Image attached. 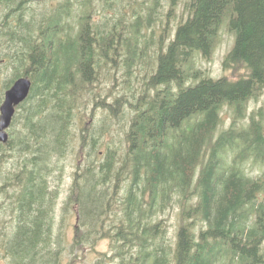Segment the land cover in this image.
Instances as JSON below:
<instances>
[{
    "label": "trees",
    "instance_id": "obj_1",
    "mask_svg": "<svg viewBox=\"0 0 264 264\" xmlns=\"http://www.w3.org/2000/svg\"><path fill=\"white\" fill-rule=\"evenodd\" d=\"M73 2L64 1L46 17L32 13L27 19L31 10L21 7V0H0V73L13 70L7 82H0V108L17 79L28 76L33 82L12 122L20 117L22 129L0 143V166L15 157L0 174V201L9 209L0 208L13 213L15 225L10 235L0 232L8 238L0 251L8 263L60 262L62 249L54 240L59 190L52 177L57 170L62 174V158L75 150L77 165L86 156L64 206L67 216L76 208L80 224L73 249L80 250L85 237L90 240L83 227L93 241H111L117 264H218L226 259L228 264H264V200H259L264 181L249 177L242 163L247 155L264 163L262 117L251 116L247 129L218 135L225 107L242 120L248 102L264 89V0H191L190 17L161 50L151 79L152 88H168L143 108L134 105L124 152L108 146L101 160L100 137L76 138L73 132L81 119L78 93L96 74L99 49L117 51L121 33L116 26L105 32L92 25L85 13L91 0H76L82 14L78 32L61 39L62 15L72 16ZM228 13L236 40L224 67L242 68L245 77L190 84L187 67L198 53L211 56ZM19 109H24L22 117ZM237 143L241 151L223 169L222 153ZM175 207L178 227L170 241L164 218Z\"/></svg>",
    "mask_w": 264,
    "mask_h": 264
},
{
    "label": "rangeland",
    "instance_id": "obj_2",
    "mask_svg": "<svg viewBox=\"0 0 264 264\" xmlns=\"http://www.w3.org/2000/svg\"><path fill=\"white\" fill-rule=\"evenodd\" d=\"M64 1L66 0H44L42 2L21 0V7L24 6L31 10L26 14L27 19L32 13L43 18L49 13H54V10L59 8ZM72 1H74L71 7L72 16L62 15L64 26L61 33L59 32L61 39H67L69 35L75 37L78 32V19L82 14L79 7L76 6V0ZM190 2L191 0H91L90 9L85 11L91 17V24L103 26L105 32L116 26L121 33L116 42L117 51L113 47L105 52H101L99 49L96 74H92L90 83L83 84L85 88L82 87V92L78 93V100H81L79 102L81 119L77 118L73 132L76 133V138L81 134L86 135L90 140L92 137H100L102 145L98 148V152L101 154L98 160L102 159L108 146L119 148V154L124 152L131 117L135 113L134 105L139 104L143 108L154 97H157L158 92L168 88V86L152 88L151 79L157 70L161 50L167 48L170 41L174 39L178 27L190 17L188 11ZM2 14L3 9L0 7V21ZM232 17L231 13L226 14L211 56L204 57L198 53L187 67L191 76L190 84L195 85L205 78L238 80L245 77L246 71L242 68L230 70L224 67L226 58L231 53L236 40V35L230 28L229 19ZM134 24L135 26L132 27ZM12 72L13 70L9 69L0 73L2 76L0 82L2 80L7 82L11 78ZM25 72L26 70H23V75ZM170 88L174 93L178 91L176 83L172 84ZM117 103L120 105L117 106ZM116 109H119V112L115 115L113 112ZM23 112L24 109H19L18 115L22 117ZM260 115L264 132V89L261 95L248 102L245 118L242 120H236L233 109L225 107L221 114L218 135L231 128L239 131L247 129L250 117L255 116L260 119ZM19 119L20 117L8 130L10 139L22 129ZM239 151L241 149L237 143L222 153L223 169H227L233 164ZM85 156L86 154L82 156V164L77 165L79 158L76 151L70 150L61 160L62 174L57 170L52 177L55 180L54 187L59 190V199L54 212V240L56 247L59 246L62 252L60 262L57 264H117V260L112 254L114 252L111 241L108 238L94 239L95 241H93L91 234L87 232L88 228L81 226L83 229L81 232L83 235H88L90 240L85 237L86 241L81 245V249H73L75 232L80 224L76 208H72L67 216L64 213V206L70 197L75 180L74 175L78 172L79 166H85ZM11 159L12 161L10 160L7 165L0 166V174L1 170L6 169L4 166H10L15 157ZM242 163L243 169L249 177L260 178L264 181V163L257 162L251 155H247ZM61 178L62 180L58 182V179ZM12 191L14 188L10 190V193ZM120 196H122L121 192L118 197L114 198V201L120 199ZM2 198L0 195V200ZM259 200H264L263 194L259 196ZM0 203V206H6L1 201ZM167 211L164 219L168 230V239L171 241L175 239L178 227V207L169 208ZM12 217L9 210L0 213L1 226L4 225V221L8 223L7 228L9 229L6 228L8 235L14 228ZM4 238L0 236V247ZM1 249L2 247L0 251H2ZM3 257V253L0 252V264H7L8 261ZM218 264H228L227 259L225 263Z\"/></svg>",
    "mask_w": 264,
    "mask_h": 264
},
{
    "label": "water",
    "instance_id": "obj_3",
    "mask_svg": "<svg viewBox=\"0 0 264 264\" xmlns=\"http://www.w3.org/2000/svg\"><path fill=\"white\" fill-rule=\"evenodd\" d=\"M34 1L42 2L44 0ZM32 87V80L26 76L17 79L5 92L4 102L0 108V143H8L10 138L8 130L12 125L18 107L29 98Z\"/></svg>",
    "mask_w": 264,
    "mask_h": 264
},
{
    "label": "bare ground",
    "instance_id": "obj_4",
    "mask_svg": "<svg viewBox=\"0 0 264 264\" xmlns=\"http://www.w3.org/2000/svg\"><path fill=\"white\" fill-rule=\"evenodd\" d=\"M94 9H95V8H94ZM16 77H17V76H16ZM14 81H15V80H14ZM55 117H56V116H55ZM48 124H49V123H48ZM8 132H9V131H8ZM56 143H57V142H56ZM47 171H48V170H47ZM46 173H47V172H46ZM43 174H44V173H43ZM51 174H52V173H51ZM53 175H54V174H53ZM48 177H49V176H48ZM71 198H72V197H71ZM76 199H77V198L75 197V199H73V200H76ZM73 200H71V201H73ZM0 204H1V203H0ZM16 207H17V206H16ZM18 207H19V206H18ZM29 207H30V206H29ZM49 208H50V207H49ZM8 209H9V207H8ZM17 209H18V208H17ZM3 210H4V209H3ZM18 210H19V209H18ZM31 210H32V208H31ZM31 210H30V211H31ZM4 211H5V210H4ZM9 211H10V210H9ZM24 211H26V210H24ZM28 211H29V208H28ZM46 211H47V209H46ZM49 211H50V210H49ZM49 211H48V213H49ZM1 212H3V211L1 210L0 213H1ZM8 214H9V213H8ZM11 214H13V213L11 212ZM43 214H44V213H43ZM14 215H15V213H14ZM1 216H2V215H1ZM6 216H7V215H6ZM8 217H9V216H8ZM47 218H48V217H47ZM5 219H6V217H5ZM1 224H2V223H1ZM12 224H14V223H12ZM18 224H19V222H18ZM24 225H25V224H24ZM3 226H4V225H3ZM14 226H15V225H14ZM16 226H17V225H16ZM19 226H20V224H19ZM21 226H22V225H21ZM8 227H9V226H8ZM5 228H6V226H5ZM10 228H12V227H10ZM7 229H9V228H7ZM7 229H6V230H7ZM14 229H15V228H14ZM0 230H1V229H0ZM17 230H18V228H17ZM10 232H11V230H10ZM10 232H9V233H10ZM15 232H17V231H15ZM15 232H14V233H15ZM4 233H5V232H4ZM1 234H2V233H1ZM48 234H50V233H48ZM3 235H5V234H3ZM7 235H8V234H7ZM15 235H16V234H15ZM13 236H14V235H13ZM46 236H47V238H48V235H46ZM8 237H9V236H8ZM44 237H45V236H44ZM7 239H8V238H7ZM45 240H46V239H45ZM45 240H44V241H45ZM9 241H10V240H8V242H9ZM2 247H3V246H2ZM0 248H1V247H0ZM7 248H8V247H7ZM2 249H3V248H2ZM11 249H12V248H11ZM2 251H3V250H2ZM4 251H5V250H4ZM7 252H8V251H7ZM10 253H11V251H10ZM6 255H7V254H6ZM9 255H10V254H9ZM9 255H8V256H9ZM12 257H13V256H12ZM12 257L10 256V259H11ZM3 258H4V257H3ZM3 258H2V260H3ZM8 258H9V257H8ZM5 259H6V258H5ZM2 260H1V261H2ZM6 262H7V261H6ZM8 264H9V263H8ZM13 264H16V263H13Z\"/></svg>",
    "mask_w": 264,
    "mask_h": 264
},
{
    "label": "flooded vegetation",
    "instance_id": "obj_5",
    "mask_svg": "<svg viewBox=\"0 0 264 264\" xmlns=\"http://www.w3.org/2000/svg\"><path fill=\"white\" fill-rule=\"evenodd\" d=\"M1 222H2V221H1V219H0V229H1L0 232L3 233V232H6V228H7V224H8V223H7L6 221L3 222V223H4V226H6V228H5V227L1 226Z\"/></svg>",
    "mask_w": 264,
    "mask_h": 264
}]
</instances>
